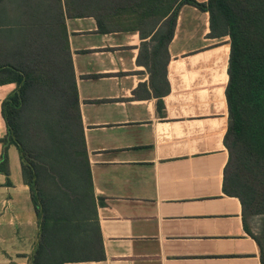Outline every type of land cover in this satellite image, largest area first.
<instances>
[{"label":"crops","instance_id":"0c3cea01","mask_svg":"<svg viewBox=\"0 0 264 264\" xmlns=\"http://www.w3.org/2000/svg\"><path fill=\"white\" fill-rule=\"evenodd\" d=\"M61 1L92 185L43 191L55 258L61 264H261L238 197L222 190L228 35L209 36L208 11L181 6L168 43L170 89L161 115L149 71L137 60L139 32L99 31L95 11L70 15ZM10 43L0 40V54L7 55ZM15 88L0 83V137L7 132L2 100ZM4 146L9 178L0 170V264H34L39 213L17 146L0 141V160Z\"/></svg>","mask_w":264,"mask_h":264},{"label":"trees","instance_id":"16d2710c","mask_svg":"<svg viewBox=\"0 0 264 264\" xmlns=\"http://www.w3.org/2000/svg\"><path fill=\"white\" fill-rule=\"evenodd\" d=\"M64 4L70 15L95 11L99 31L139 32L137 60L149 71L161 115L163 95L170 89L168 43L181 6L192 4L208 11L209 36L228 35V115L223 135L228 157L222 190L238 197L243 226L256 240L264 264V0H65ZM0 24L7 25L0 27V40L11 42L7 55L0 54V83L16 84L2 100L7 132L0 141L17 146L23 178L39 213L42 237L34 264H61L47 241L45 188L89 191L92 185L62 1L0 0ZM0 170L9 178L6 146ZM254 215L261 216L258 233L250 226Z\"/></svg>","mask_w":264,"mask_h":264},{"label":"rangeland","instance_id":"374dc122","mask_svg":"<svg viewBox=\"0 0 264 264\" xmlns=\"http://www.w3.org/2000/svg\"><path fill=\"white\" fill-rule=\"evenodd\" d=\"M260 219H261L260 215H254L250 218V226L252 230L256 233H258V230H259Z\"/></svg>","mask_w":264,"mask_h":264}]
</instances>
